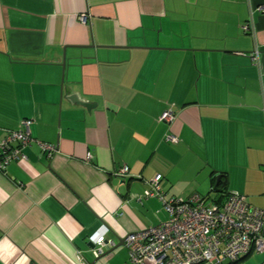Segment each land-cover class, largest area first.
<instances>
[{
  "label": "crops",
  "instance_id": "crops-1",
  "mask_svg": "<svg viewBox=\"0 0 264 264\" xmlns=\"http://www.w3.org/2000/svg\"><path fill=\"white\" fill-rule=\"evenodd\" d=\"M23 118L35 140L0 167V264L127 263L125 235L169 216L143 195L156 173L167 198L264 207V0H0V137Z\"/></svg>",
  "mask_w": 264,
  "mask_h": 264
},
{
  "label": "built area",
  "instance_id": "built-area-1",
  "mask_svg": "<svg viewBox=\"0 0 264 264\" xmlns=\"http://www.w3.org/2000/svg\"><path fill=\"white\" fill-rule=\"evenodd\" d=\"M81 17L85 18V14ZM253 58H257V52ZM173 118L171 109L160 115V119L169 122ZM31 121L23 118L19 128L4 129L5 134L0 137V167L11 159L26 157L22 147L35 140L30 133ZM165 136L177 139L172 132ZM36 141L49 155L55 151L54 144ZM128 171L124 164L116 174L125 175ZM161 176L156 173L149 180L143 195L160 198L169 216L125 235L123 242L130 254L125 264H245V255L264 250V207L251 204L245 194L236 190H228L223 200H207L199 193L167 198L160 186ZM105 228L101 225L89 235L95 255L103 252Z\"/></svg>",
  "mask_w": 264,
  "mask_h": 264
},
{
  "label": "water",
  "instance_id": "water-1",
  "mask_svg": "<svg viewBox=\"0 0 264 264\" xmlns=\"http://www.w3.org/2000/svg\"><path fill=\"white\" fill-rule=\"evenodd\" d=\"M220 177H221L220 175L217 176V181H216V183H215V185H214V188H215V189H218V188H219V187H217V184H218L217 182H218V180L220 179ZM119 243H123V241H120ZM102 254H103V253H102Z\"/></svg>",
  "mask_w": 264,
  "mask_h": 264
}]
</instances>
